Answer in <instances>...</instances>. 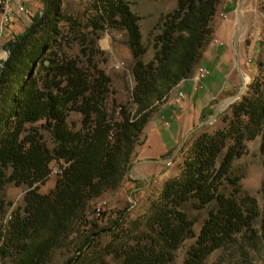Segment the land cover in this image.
I'll return each mask as SVG.
<instances>
[{"label":"trees","instance_id":"obj_1","mask_svg":"<svg viewBox=\"0 0 264 264\" xmlns=\"http://www.w3.org/2000/svg\"><path fill=\"white\" fill-rule=\"evenodd\" d=\"M45 3L43 13L34 15L23 32L6 42L9 56L0 64V191L10 182L28 186L29 215L44 231L39 245L43 258L53 248L44 220L53 219L57 228L62 229L64 222L78 212L85 195L102 192L105 181L133 167L135 155L146 143L147 125L153 118L155 104L164 100L169 90L190 81L203 61L218 0H178L176 8L163 14L154 59L148 64L142 61L146 48L140 16L130 3L95 0L101 20L127 31V45L133 58L136 85L132 99L136 107L129 112L121 105L117 119L108 113L104 103L111 80L97 68L92 57L95 41L89 40L91 47L84 51L88 64L96 71L92 79L77 60L58 61L44 56L57 32V14L50 17L51 1ZM7 26L3 22V27ZM259 86L252 83L251 93L220 113L218 118L225 126L214 133H201L191 142L180 175L165 183L160 199L154 202L144 222L124 229L125 242L122 238L112 247L121 264H175L183 241L196 235L195 220L183 207L191 200L198 209L211 203L216 206L210 208L183 264H204L211 254L232 243L238 235H256L257 201L241 195V177L232 174V166L245 153V142L263 129L264 92L258 91ZM72 111L81 115L78 129L68 122ZM43 129L52 135V148ZM57 168L62 169V179L54 197L40 194L39 185ZM134 182L130 192L136 198L150 189L151 185L141 188L144 186ZM226 182L232 186V194L221 190ZM10 206L4 204L5 215ZM113 228L117 230V225ZM93 236L80 249V253L89 254L88 260L78 253L62 264H109L102 254L90 251ZM39 237L36 234L30 244L25 242L22 249L18 247V264L33 262L34 243L39 244Z\"/></svg>","mask_w":264,"mask_h":264},{"label":"rangeland","instance_id":"obj_2","mask_svg":"<svg viewBox=\"0 0 264 264\" xmlns=\"http://www.w3.org/2000/svg\"><path fill=\"white\" fill-rule=\"evenodd\" d=\"M45 1L12 0L10 6L13 10V21L7 27H3L4 9L0 4V64L9 56L5 47L6 42L14 34L23 32L25 27L33 20L34 15L43 13ZM50 1L51 11L48 15L52 17L54 13L57 14V32L53 34L55 40L51 41L44 56L58 61L77 60L80 68L82 67L81 69L87 72L88 77L92 79L96 75V71L91 64H88V56L85 55L84 51L87 52L91 47L89 40L95 41V46L92 47V57L97 68L101 69L111 80L104 101L108 113L117 119L120 115L116 113L121 105L126 107L129 112L134 111L136 104L133 103L132 94L136 80L133 74V58L127 45V31L121 30L117 26L109 25L105 18V22L101 20L99 18L100 11L96 8L95 0ZM127 1L130 3L132 10L140 16L139 23L142 30V41L146 48L145 54L142 55V61L148 64L154 59L156 51L154 46L155 39L163 29V14L176 8L178 0ZM25 10L28 12H25ZM94 23L97 25L96 28ZM101 25H104V28H101ZM210 26V41L205 49L214 47L216 50L218 45H222L223 50H227L230 55L229 68H223L227 74L232 72V77H229L232 80L233 88L235 75V94H237L243 86V79L241 80L237 76V59L239 58L240 60L239 69L244 73L243 64H246L249 52H245V54L242 50L247 51L251 47V43L257 39L264 40V0H218L215 15L210 20ZM227 28L229 30L226 32ZM234 38L237 39L236 47L234 46ZM235 48L238 55L235 53ZM200 66L204 69L206 68L205 70L210 74L211 67L207 63L203 62V65ZM200 66L197 67L194 77L196 74L198 77ZM206 66H209V68ZM244 67L246 66L244 65ZM243 78L246 82L243 92L235 100L228 99L223 110L228 109L235 101H240L248 92L251 93V86L254 82L260 85L258 91L264 92V63L260 66L259 74L255 76L245 73ZM197 80L199 79L197 78ZM185 87H188V84ZM176 89L169 90L165 100L155 104L157 106L153 108L155 110L152 116L154 121L152 123V120H150L147 125L149 140L135 155L132 163L133 172H131L132 168L130 170L125 169L123 174L105 181L102 192H90L88 197L85 195V200L78 212L76 211L70 220L64 222L62 229L57 228L55 220H44V229L49 232L46 236L52 238L50 240H52L53 244L52 250H49L48 255L44 257L45 259L43 254H41L43 249L39 246L43 242L42 233L44 231L41 225L36 226L35 219L28 212L26 196L29 188L26 185L17 186L14 183H8L0 191V264H18L22 246L25 242L30 244L35 240L36 234L37 237L40 236L39 244L34 243L36 253L33 254V258L31 257L33 262L28 261L29 264H38L43 259L41 264H62L80 253V249L92 235L94 236L93 241L89 245L90 247L92 246L90 251L96 250V252L102 254L109 264H121V258L114 252L112 247H116L122 238L123 242H125V233H122L124 229L134 228L139 221L144 222L154 202L160 199L165 183L172 178L178 177L182 172V165L191 142L201 133H214L225 126L223 120L217 118L213 123L204 125L191 132L185 142H183L187 133L210 116L209 112L207 114L204 113L205 115L194 121V125L191 124V127L187 129L182 124L180 134L177 136L176 125L165 123V119L160 117L159 112L167 102H171L174 98ZM186 90L192 91L190 88ZM228 96L220 93L212 108H215L221 100ZM184 98L182 100H185ZM172 103H175V101ZM68 122L73 128H80V113L72 111L68 117ZM168 130H173L174 133L175 142L173 147H168L165 144V140H163L164 138H158L159 134ZM42 133L48 146L52 148L54 144L51 133L45 129L42 130ZM153 136L155 137L153 138ZM166 141L170 142L171 139L167 138ZM187 143L188 147L183 149L182 147ZM263 144L264 126L262 131L254 138L245 142V153L236 159L232 166V174L241 177V195H249L257 201L259 216L254 223L256 235L253 237L238 235L232 243L211 254L204 264H264ZM146 160H154L155 162ZM169 161L170 163H168ZM138 177H142L147 185L151 186L145 195H139L136 198L133 195L134 193L130 192V186L132 185L130 181L138 179ZM59 181L60 179L52 173L43 184L39 185L38 192L42 195L54 197ZM221 190L228 194L233 193V188L228 182L221 186ZM134 201L137 202L134 203ZM194 202V200L186 202L183 207L190 217L195 220L194 229L197 235L203 222L208 217L210 208H214L216 205L211 203L206 208L198 209L194 207ZM5 203H9L10 207L15 209L14 218H9L7 214L5 215L3 208ZM99 206H101V213L98 214L97 208ZM29 221L32 223L31 226H27L30 225L27 224ZM115 225H117V230L113 228ZM196 235L183 241L177 250L175 264L184 263L188 250L195 242ZM27 236H29V239ZM31 249H33V246ZM80 254L83 259H89L88 253L84 254V252H81ZM37 255H40V258L37 259Z\"/></svg>","mask_w":264,"mask_h":264},{"label":"crops","instance_id":"obj_3","mask_svg":"<svg viewBox=\"0 0 264 264\" xmlns=\"http://www.w3.org/2000/svg\"><path fill=\"white\" fill-rule=\"evenodd\" d=\"M259 28L261 29V27ZM228 30L229 28L226 29V32ZM235 39L236 38H234V41ZM250 46L251 47L247 51L242 50L244 51V53L249 52V58L246 60L247 61L246 64H243L244 73H242L241 70L239 71V66L237 65V62H236L237 76L240 77L241 80L243 79V75H245V73L247 74L250 73L255 76L259 74L260 66H262V63H264V40L257 39L256 41L252 42ZM214 50H215L214 47L210 49L209 48L206 49L204 52L202 64H200V65H203V62L207 63L211 67L210 74L208 73L206 77L200 80H197V74H196V76L192 78L190 81L183 83L180 87L176 89L174 98L171 100V102L170 101L167 102L164 105L163 109L159 111L160 117L165 119V123L169 125H173V124L176 125L175 129H176L177 136L180 134L182 124L184 128L186 129L190 128L191 127L190 125L193 124L194 121H197L200 117L205 115L204 113L207 114V112L211 113V111H214L216 107L215 108H212V107L215 101L218 99V96L220 93H224V95H229L225 99L232 97L236 93L235 75H234V88H233L232 86L233 83L231 82L232 80L230 78L232 77L231 76L232 72H228L227 74L224 72L225 70L223 68V67L229 68L228 65L230 63V55L227 53V50H223L222 45L220 46L218 45V47H216L215 52ZM244 65L246 67H244ZM209 66H206V67L209 68ZM200 67L202 68V66ZM234 69H235V65H234ZM223 76L225 77L222 79ZM207 79H209V81H207ZM186 84H188V87H185ZM188 88H190L192 91L189 92L188 90H186ZM180 91L184 93L185 100L177 101L176 97L178 96V93ZM173 101H175V103H172ZM153 119L154 117L152 118V121H151L152 123L154 121ZM173 130L171 131L168 130L165 133H161L162 135L159 134L158 136L159 139L164 138L163 140H165V144H167L168 147L174 146L173 143L175 141H174V136H173L174 135ZM154 137L155 136H153V138ZM167 138H170L171 141L167 142L166 141ZM148 140H149V135L147 137L146 143ZM148 162H151V161H148ZM152 162H155V161L153 160ZM134 181H137V182H134ZM133 182H134V185L144 186L141 188L149 187L142 177H138V179H133V181L131 180L130 184H133ZM138 189L139 188H137L136 190ZM136 202L137 201H134V203Z\"/></svg>","mask_w":264,"mask_h":264},{"label":"built area","instance_id":"obj_4","mask_svg":"<svg viewBox=\"0 0 264 264\" xmlns=\"http://www.w3.org/2000/svg\"><path fill=\"white\" fill-rule=\"evenodd\" d=\"M12 0H0V4L2 5L3 9H4V19L3 22L7 23L8 25L12 23L13 21V10L12 7L10 6V2ZM22 10H24L22 8ZM25 12H28L27 10H25ZM208 74V71L205 70L204 68H199L198 69V79H203L204 77H206ZM182 98H184V93L182 91H180L178 93V96L176 97L177 101L182 100ZM170 163V161L168 162ZM57 178L62 179V169L61 168H57L52 172ZM13 207H10L8 213H7V217L11 218V213H12V209ZM97 213H101V206H99L97 208Z\"/></svg>","mask_w":264,"mask_h":264},{"label":"water","instance_id":"obj_5","mask_svg":"<svg viewBox=\"0 0 264 264\" xmlns=\"http://www.w3.org/2000/svg\"><path fill=\"white\" fill-rule=\"evenodd\" d=\"M236 41H237V39H235V47H236ZM235 53L238 55V53H237V51H236V48H235ZM7 55H9V51L7 50ZM239 58L237 59V65L239 66ZM239 71H240V69H239ZM246 87V82H245V80H244V78H243V86H242V89L237 93V94H235V95H233L232 97H230V98H227V99H223V100H221L218 104H217V106H216V108H215V110L213 111V113L210 115V117L207 119V120H203V121H201L200 122V124L199 125H197L194 129H192L189 133H187V135L185 136V139H184V141L183 142H185V140L188 138V136H189V134L191 133V132H193V131H195V130H197V129H199L200 127H202V126H204V125H208V124H211V123H213L217 118H218V116L220 115V113L223 111V109H224V107H225V105H226V101L228 100V99H233V100H235V99H237L240 95H241V93L243 92V90H244V88ZM183 144V143H182ZM146 161H153V160H146ZM137 164V163H136ZM133 171V168L131 169V172Z\"/></svg>","mask_w":264,"mask_h":264},{"label":"bare ground","instance_id":"obj_6","mask_svg":"<svg viewBox=\"0 0 264 264\" xmlns=\"http://www.w3.org/2000/svg\"><path fill=\"white\" fill-rule=\"evenodd\" d=\"M165 100V99H164Z\"/></svg>","mask_w":264,"mask_h":264}]
</instances>
